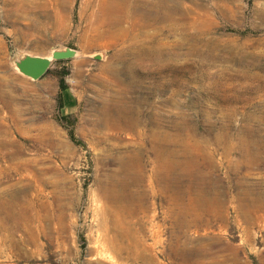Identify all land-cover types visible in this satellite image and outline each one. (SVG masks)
<instances>
[{
  "label": "rangeland",
  "instance_id": "rangeland-1",
  "mask_svg": "<svg viewBox=\"0 0 264 264\" xmlns=\"http://www.w3.org/2000/svg\"><path fill=\"white\" fill-rule=\"evenodd\" d=\"M0 264H264V0H0Z\"/></svg>",
  "mask_w": 264,
  "mask_h": 264
},
{
  "label": "water",
  "instance_id": "water-1",
  "mask_svg": "<svg viewBox=\"0 0 264 264\" xmlns=\"http://www.w3.org/2000/svg\"><path fill=\"white\" fill-rule=\"evenodd\" d=\"M77 52L69 47L53 49L49 56L22 54L12 61L15 71L32 81L41 79L54 62L70 60Z\"/></svg>",
  "mask_w": 264,
  "mask_h": 264
},
{
  "label": "trees",
  "instance_id": "trees-1",
  "mask_svg": "<svg viewBox=\"0 0 264 264\" xmlns=\"http://www.w3.org/2000/svg\"><path fill=\"white\" fill-rule=\"evenodd\" d=\"M63 62L64 61H58V62H54V64L59 66ZM49 73H50V69L47 71V73L45 75H47ZM67 75H68V73L65 71L54 72V76L57 79V84H58V94H57V98H56V109H57L58 115L56 116L55 120L60 126H62L64 129L67 130L68 137L71 140V142L74 145L81 147V146H84L83 142L81 140L77 139L76 136L74 135V128L76 125L75 120L72 118V116L63 115L61 113V111L64 108V102H65L64 101V93L67 91V86L65 83V78Z\"/></svg>",
  "mask_w": 264,
  "mask_h": 264
}]
</instances>
